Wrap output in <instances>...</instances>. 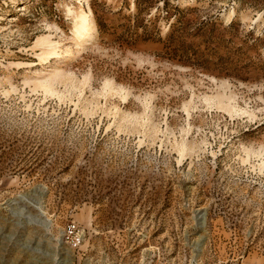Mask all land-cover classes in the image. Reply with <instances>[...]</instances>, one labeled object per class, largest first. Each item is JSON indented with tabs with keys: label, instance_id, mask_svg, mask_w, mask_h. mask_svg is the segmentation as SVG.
Returning a JSON list of instances; mask_svg holds the SVG:
<instances>
[{
	"label": "rangeland",
	"instance_id": "rangeland-1",
	"mask_svg": "<svg viewBox=\"0 0 264 264\" xmlns=\"http://www.w3.org/2000/svg\"><path fill=\"white\" fill-rule=\"evenodd\" d=\"M0 264H264V0H0Z\"/></svg>",
	"mask_w": 264,
	"mask_h": 264
},
{
	"label": "bare ground",
	"instance_id": "bare-ground-1",
	"mask_svg": "<svg viewBox=\"0 0 264 264\" xmlns=\"http://www.w3.org/2000/svg\"><path fill=\"white\" fill-rule=\"evenodd\" d=\"M73 14H75L74 28L77 39V47H82L83 45H86V43L93 42L96 39L97 31L95 30L92 11L89 9V13H87L81 9L79 12ZM36 47H40L42 49L44 62L49 60H55L56 62H59L62 59L68 58L70 53L68 49L63 50V47L65 46L61 43H53L51 36L38 40ZM46 82L47 79L45 81L41 80L37 82V84L43 88H46Z\"/></svg>",
	"mask_w": 264,
	"mask_h": 264
}]
</instances>
